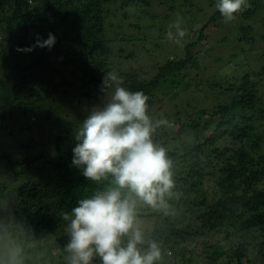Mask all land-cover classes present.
I'll use <instances>...</instances> for the list:
<instances>
[{"label":"trees","instance_id":"obj_1","mask_svg":"<svg viewBox=\"0 0 264 264\" xmlns=\"http://www.w3.org/2000/svg\"><path fill=\"white\" fill-rule=\"evenodd\" d=\"M191 1L205 15L199 26L177 17L189 33L177 45L165 33L181 0H0V261L17 245L23 264H67L61 213L107 182L72 166L74 134L54 137L49 158L22 136L46 135L57 111L101 94L115 70L149 96L153 119L172 122L153 138L173 161L176 215L138 206L146 239L171 253L160 264H264V0L227 23L217 0ZM165 2L170 14L156 12ZM49 32L51 50L17 51Z\"/></svg>","mask_w":264,"mask_h":264},{"label":"clouds","instance_id":"obj_2","mask_svg":"<svg viewBox=\"0 0 264 264\" xmlns=\"http://www.w3.org/2000/svg\"><path fill=\"white\" fill-rule=\"evenodd\" d=\"M215 7L227 23L251 5L249 0H217ZM188 35L178 18L166 38L182 45ZM55 42L49 32L47 39L38 37L33 46L17 51L51 50ZM100 91L101 102L91 107L75 131L71 163L86 179L107 183L80 199L70 212L61 213L68 236L67 264H92L97 257L101 264H160L171 253L156 240L146 239L149 229L138 206L147 205L164 216L176 215L166 200L175 187L173 161L153 138L159 127L172 122L153 119L149 96L125 87L115 70L104 73ZM21 252L18 246L10 247L0 264H23Z\"/></svg>","mask_w":264,"mask_h":264},{"label":"rangeland","instance_id":"obj_3","mask_svg":"<svg viewBox=\"0 0 264 264\" xmlns=\"http://www.w3.org/2000/svg\"><path fill=\"white\" fill-rule=\"evenodd\" d=\"M181 1H182L181 2L182 3V7H181L182 15L179 16V14L177 13L178 12V9H177L175 12L177 15L176 18L172 17L174 19L169 20L168 24L166 25L167 31L169 30L170 25L178 19L177 17H182L183 21H185V19H186V21H192L197 26H199L200 20L205 15V11L201 10V9H203L202 6H196V7L191 6L190 5L192 3L191 0H181ZM170 4H171L170 2H168V4H167V2H165L161 7L155 8V11L159 12L160 14L167 13V12L169 13L170 10H168V9H169ZM192 22H188V23H192ZM259 23L260 22H258L257 25ZM182 25H184V28H186L185 22H182ZM208 32H209L210 36L212 37L211 39H216V37H218V35H220L219 38H221L224 35V34H222V32L220 30L214 31V28H211L210 30H208ZM230 32L231 31L229 30V32L227 31L226 34H228L230 36L231 35ZM166 33H165V37H166ZM205 42H206V40H205ZM209 42H210V40L208 41V44H209ZM222 49L223 48H221L219 44H217V45L214 44V51L217 53V57L220 56V57L224 58V52ZM216 53L214 55V59H216L215 58ZM131 63H132V66L138 67V65L136 63H133V62H131ZM204 63H205V61L202 63L201 70H200L201 72H202V68H203ZM127 68H128V66H126V69ZM203 75L206 78L208 77V74H206V73ZM92 96L93 97L90 100L83 101L84 104L82 106L75 107V108L73 107L72 111H71V108H68V109L65 108L64 109L61 107V109H64V110L57 111L58 114H56V116L54 118H52L51 122L50 121L47 122V124H49V128H47L48 131H50L49 134L47 131V134L44 135L45 133L42 130L39 131L37 127H34L33 131L28 132L24 136H22L23 139L25 141L33 139L34 141L41 142V144H40L41 146L40 145H37V146L40 147L41 150L45 151L48 158L51 157L52 156L51 151H52V145H53L52 143H53L54 137H56L57 135H64L68 132L75 134V131L79 128L81 122L86 118L91 107L93 105L99 104L101 102L102 93L92 95ZM58 100L63 101L62 97H59ZM71 103L72 102L70 101V104ZM68 107H70V105ZM66 115L68 118H66ZM22 137L17 139L18 143H20L22 141ZM34 173H35L36 178H40V176L38 175L37 172H34ZM2 209L3 208H0V223L4 220L3 218H1ZM2 227H3V225L0 226V228H2ZM5 247L9 248V245L5 246Z\"/></svg>","mask_w":264,"mask_h":264}]
</instances>
